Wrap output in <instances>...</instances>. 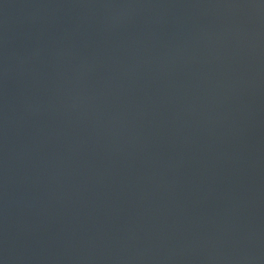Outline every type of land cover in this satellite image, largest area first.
Instances as JSON below:
<instances>
[{"label":"water","instance_id":"obj_1","mask_svg":"<svg viewBox=\"0 0 264 264\" xmlns=\"http://www.w3.org/2000/svg\"><path fill=\"white\" fill-rule=\"evenodd\" d=\"M0 264H264V0H0Z\"/></svg>","mask_w":264,"mask_h":264}]
</instances>
